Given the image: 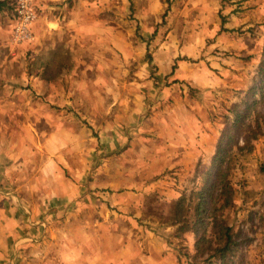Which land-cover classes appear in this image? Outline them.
<instances>
[{
	"label": "rangeland",
	"instance_id": "1",
	"mask_svg": "<svg viewBox=\"0 0 264 264\" xmlns=\"http://www.w3.org/2000/svg\"><path fill=\"white\" fill-rule=\"evenodd\" d=\"M59 14L60 32L33 31L0 67V137L19 141L0 140V193L24 222L0 264H264V102L218 148L264 88V0H63ZM216 157L231 239L212 223L225 250L195 257L172 212Z\"/></svg>",
	"mask_w": 264,
	"mask_h": 264
},
{
	"label": "trees",
	"instance_id": "2",
	"mask_svg": "<svg viewBox=\"0 0 264 264\" xmlns=\"http://www.w3.org/2000/svg\"><path fill=\"white\" fill-rule=\"evenodd\" d=\"M5 2L7 4L8 0H5ZM260 75L264 82V52L263 61L260 66ZM248 95V98L244 99L241 103L243 109H240V107L233 108L232 111L235 112V120L232 126L223 133L219 141V152L226 137L228 139L226 143L232 142L233 137L230 135V132L234 129H240L247 119L250 120L252 118L258 105L264 102V88L262 86L260 87L259 93L256 90H251ZM250 123L249 126L252 127V121ZM261 132V123L257 118L256 131L253 130V136L256 137ZM239 148L244 149L245 147ZM223 163H225L224 159L219 161L218 157L214 158L213 166L208 179L205 181V185L198 191H193L191 194L180 198L175 203L172 212L173 224L178 225L179 230L194 232L196 237L195 257L207 255V258H213L220 251L225 250V247L214 248L211 238L207 235V230L212 223L219 227V233L222 238L220 242L225 239H231V228L226 225L222 213L232 204V194L229 192V182L227 179L228 167L225 166L224 168ZM261 171L264 173V165L261 167Z\"/></svg>",
	"mask_w": 264,
	"mask_h": 264
},
{
	"label": "crops",
	"instance_id": "3",
	"mask_svg": "<svg viewBox=\"0 0 264 264\" xmlns=\"http://www.w3.org/2000/svg\"><path fill=\"white\" fill-rule=\"evenodd\" d=\"M62 1L63 0H38L39 11L41 5H42L41 9L43 11L38 21H36V23L34 24V27H32V30L36 33V37L37 36L39 37L38 31L40 29H41V33H47L48 31L53 32L54 29H57V31L59 30L60 32V29H62L64 23V21L61 20V16L59 14L60 3ZM61 12L63 13V11ZM12 28H13V20L10 14V10L5 0H0V67L5 65L8 62V59L10 58L9 56L6 55L7 52L6 50L10 48L9 45L11 46L10 35L12 32ZM43 78L45 79V76H43ZM18 94L22 95L24 94V92L18 93L17 91V93L14 96H17ZM29 94L30 92H26V94L23 97L28 98ZM35 105L36 104L34 103V100L31 98L29 105L26 106L24 105V107L21 108L23 110L25 109V111H28L30 109L31 112L34 114V112H38L37 109L35 110ZM0 108H3L4 110L6 108H9V106L0 104ZM33 117L34 118L31 121L24 122L23 127L30 126L34 128L35 116ZM40 117H41V121L47 123L49 121L50 114L49 112H44V110H41ZM10 126L13 127L11 124ZM31 136L34 137V133L33 135L31 134ZM33 137L31 140H33ZM1 139L2 142L8 144L19 142L16 135L13 136L7 135V137H0V140ZM21 143H25V141L22 140ZM0 155L2 154L0 153ZM4 155H23V154L19 152L14 153L12 151L10 152L8 151L5 152ZM13 165L14 164H12L11 167H13ZM4 168L9 169L10 166H8V164H5V166H2V164H0V169H4ZM58 191H61V189ZM5 197L6 196L3 193H0V257L4 256L6 253L9 254L8 251L11 249L9 241L21 242V239L24 237V232L21 231L22 228L21 224H24L23 218L19 216L18 208L13 207L10 201H9L10 207L8 206L7 209L6 201L3 202Z\"/></svg>",
	"mask_w": 264,
	"mask_h": 264
},
{
	"label": "built area",
	"instance_id": "4",
	"mask_svg": "<svg viewBox=\"0 0 264 264\" xmlns=\"http://www.w3.org/2000/svg\"><path fill=\"white\" fill-rule=\"evenodd\" d=\"M13 20L10 44L20 46L30 43L33 36V24L39 17L38 0H8Z\"/></svg>",
	"mask_w": 264,
	"mask_h": 264
}]
</instances>
